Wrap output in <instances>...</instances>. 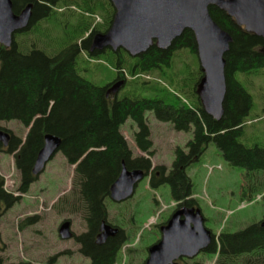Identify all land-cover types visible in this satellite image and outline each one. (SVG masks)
Instances as JSON below:
<instances>
[{
  "label": "trees",
  "instance_id": "16d2710c",
  "mask_svg": "<svg viewBox=\"0 0 264 264\" xmlns=\"http://www.w3.org/2000/svg\"><path fill=\"white\" fill-rule=\"evenodd\" d=\"M209 14L232 38L224 56L226 93L224 113L219 121L204 113L195 94L202 73L190 31H184L166 51L152 46L136 58L129 57L124 51H120L116 58L111 54L105 55L107 64L113 68L118 79L124 80L126 85L142 87L140 93L153 95L151 99L141 94L134 95L133 91L124 93L120 99L106 97L108 84L97 86L81 75L83 69L78 63H85L93 55L78 56L75 52L77 42L89 26L80 32L69 33L67 39H62L64 28L59 20H54L57 26L52 30L50 25L43 27L44 23H40L36 28L39 32H36V39L32 42L36 50L31 54L19 55L13 48L14 44L9 48L0 45V123L17 121L28 127L22 143L4 129L11 135L7 152L16 151L15 167L23 174L20 190L27 189L29 185L26 178L28 167L45 135L51 134L61 139L59 149L69 165L82 158L74 169L72 182L84 205L90 234L77 238L75 242L80 246L79 253L90 258V264H115L116 256L126 243V235L118 233L108 243L97 246L90 235L106 217L104 199L122 165L129 169H147L151 165L149 158L153 151L150 150L152 142L146 112H152L160 122L171 123L176 131L192 130V139L185 145L187 151L181 148L175 150L168 174H164V167H156L149 179L150 186L157 187L167 182L173 200L183 202L182 205L186 207H198L192 198L191 184L185 171L199 160L207 144L214 143L229 165L245 169L246 182L254 186L252 191L258 186V191H262L258 195L264 199V176L260 177L264 174V147H247L239 141L252 107V97L235 78L237 73L251 74L264 69V54L261 52L263 40L245 32L225 12L215 7L209 8ZM46 36L49 37L46 39ZM24 41L25 46H29L30 41ZM49 43L53 47L58 46L53 49L52 56L46 49H42L44 44L47 47ZM59 48H62L61 51ZM179 51H187L193 56V67L189 68L190 64L181 62L183 65L180 69L176 68V53ZM153 72H168L171 84L178 91L176 88L173 93H164L162 89L150 88L147 80L141 81L143 74ZM125 74L131 80L126 79ZM128 120L139 127L134 133V143L149 157H132L131 149L121 133V128ZM2 151L3 145L0 143V154ZM3 184L0 176V193H5ZM7 197L6 204L10 206L12 196L7 194ZM261 222L233 234H219L218 241H212L203 254L212 255L215 258L214 264H264V227L260 225ZM203 262L202 259L194 258L179 263ZM0 264L30 263H7L0 255Z\"/></svg>",
  "mask_w": 264,
  "mask_h": 264
},
{
  "label": "rangeland",
  "instance_id": "374dc122",
  "mask_svg": "<svg viewBox=\"0 0 264 264\" xmlns=\"http://www.w3.org/2000/svg\"><path fill=\"white\" fill-rule=\"evenodd\" d=\"M61 20L64 21V18ZM46 25L44 23L43 27ZM54 26L57 24L54 23ZM36 32L39 31L36 29ZM69 32L64 29L62 39ZM35 36L28 40L33 42ZM48 37L46 36V39ZM48 47L54 49L58 46L53 47L52 43H49L47 47L44 44L42 49L48 51ZM176 55L177 69L183 65L181 62L190 64L189 68L194 66L193 56L187 51H179ZM100 60L96 63L79 62V67L83 69V77L97 86H104L116 76L104 55ZM127 77L131 80L129 75ZM141 77V81L150 79L147 80L150 88L162 89L164 93H173L177 88L171 84L168 72H153ZM235 78L252 97V107L239 141L247 147H264V69L251 74L237 73ZM140 88L142 91V87L127 84L119 91L117 97L120 99L124 93L133 91L134 95L141 94L144 98H153L151 94L140 93ZM145 118L152 142L150 150L153 151L149 161L152 166L164 167V174H168L175 150L181 148L187 151L185 145L192 139V130L176 131L171 123L158 121L152 112H146ZM1 129L11 132L21 143L28 132V127L17 121L1 122ZM134 131H137L136 124L131 120L121 128L132 157H149L134 143ZM14 158V154H0L3 189L12 196L11 205L0 212L2 258L7 263L90 264V258L79 253V244L73 240H61L57 234L58 225L67 219L71 220V230L76 235L85 230L84 205L81 204L72 182L74 167L68 165L62 155L57 153L37 182L25 190H18L20 177ZM185 173L191 184L192 196L196 199L205 220L204 226L212 235L236 233L263 220L264 199H257L262 191H258L259 187L256 186L254 191L246 189L244 194L242 187L247 172L242 167L229 165L214 143L207 144L199 160L192 163ZM263 176L264 174L260 175L261 178ZM170 190L169 183L152 187L149 179L144 177L128 200L121 203H114L109 198L104 200L108 220L123 229L127 237L126 243L116 256L115 264H142L147 259L148 248L155 244L154 241L160 236L156 225L164 220L178 203L171 197ZM58 198L60 200L56 202ZM212 257L200 253L196 258L202 259L203 264H214L215 258Z\"/></svg>",
  "mask_w": 264,
  "mask_h": 264
},
{
  "label": "water",
  "instance_id": "95a60500",
  "mask_svg": "<svg viewBox=\"0 0 264 264\" xmlns=\"http://www.w3.org/2000/svg\"><path fill=\"white\" fill-rule=\"evenodd\" d=\"M115 15L105 33L96 34L90 51L111 48L122 49L131 58L139 57L155 46L166 51L184 31L193 34L196 57L202 77L195 88L204 113L219 121L224 113L226 93L225 54L232 42L231 36L211 18L209 8L225 12L245 32L263 40L264 54V0H109ZM30 6L16 16L11 0H0V45L9 48L13 34L28 25ZM123 82H117L108 91L116 94ZM10 135L0 130V143L7 146ZM61 139L47 134L32 168L39 176L46 164L59 150ZM144 178L142 170L122 167L110 187V200L121 203L131 198L138 183ZM205 220L198 208L182 206L159 230L160 239L148 248L144 264H179L178 260H192L205 252L212 242V234L204 226ZM264 227V219L260 224ZM71 223L64 221L59 229L61 240L72 237ZM97 238L99 244L113 237L118 230L102 225Z\"/></svg>",
  "mask_w": 264,
  "mask_h": 264
},
{
  "label": "flooded vegetation",
  "instance_id": "af4514ba",
  "mask_svg": "<svg viewBox=\"0 0 264 264\" xmlns=\"http://www.w3.org/2000/svg\"><path fill=\"white\" fill-rule=\"evenodd\" d=\"M11 2H12V12L16 16L21 15L25 11V8L27 6H30V18L28 21V25L25 28L19 29L18 31H16L12 36L13 37L12 44H14L13 48H14L16 53L18 52L19 55L31 54L34 50H36L34 43H32L30 41L29 46H25L26 43L24 40H26V39L31 40V38L36 35V28L38 27L37 25H39L40 23L49 24L50 28H53L54 20H56L57 22H58V20H60L59 24L61 25V27H63L64 29H68L70 31L69 33L80 32L83 28H85V26H89L83 32L79 42H77V47H76V52H75L78 56L80 54H82V55H84V54L93 55V57H91L90 59H88L86 61L88 63H96V62L101 61L100 57L102 55L105 56V55L111 54L112 57L116 58L117 54L120 51H123L122 49L112 50L111 48H105L103 50L90 51L91 46H92V40H93L94 36L96 34L105 33L109 29L111 22L113 20V17L115 15V9L109 0H11ZM61 18L62 19L64 18V21L61 20ZM67 37H68V34L66 35L65 38H67ZM48 49L49 50L47 52L51 53V56H52L53 48L48 47ZM59 49L61 51L62 48H59ZM120 81L123 82V85L120 88V90H121V89H124V87L126 85L124 80H120V79H118V77H115L114 80L107 83L109 86H108V88H106V92H105L106 97L115 98V99L118 98L117 96H118V93L120 90L116 94L109 92L108 90L114 84H116L117 82H120ZM136 128L138 131L139 127L137 125H136ZM10 138H11V135H10ZM43 145H44V137H43L42 145H41L40 149L36 152V154L34 155L33 161L30 163V165L28 167V171L26 174V176H27L26 178L28 179V182H29L28 187L32 186V184L37 182L38 177L45 170L44 169L39 176H34V175H32V172H31L33 165L36 161L37 155H38L39 151L41 150V148L43 147ZM7 146H3V151L1 153L14 154V156H15L16 151L13 153H8L7 152V149H8ZM57 153H60L62 155V157L65 159L66 163L69 165L67 158L64 156V154L62 153V151L60 149L57 151ZM55 155L53 156V158L55 157ZM53 158L49 162H51L53 160ZM81 160H82V158H80L79 161H77L75 164H73L71 166L76 168L77 164L80 163ZM49 162L46 164V166L49 164ZM122 167H123V165H122ZM156 167H158V166L150 165V167H148L147 169L146 168L129 169L126 167L125 168L129 171L142 170V172L144 173V177L150 179L152 177V173L154 172ZM17 172H18L19 177H20V183L18 186V190H20L21 189V183L23 180V174L21 173V171L20 172L17 171ZM155 174L158 175L157 172ZM253 188H254V186L253 185L250 186V182L245 181L244 185L242 187V191L245 194L246 189L252 190ZM7 194L11 195L7 192L0 193V212L5 210V208L7 207V204H6L7 203L6 200L8 198ZM109 195H110V188H109V193H108V195H106L105 199H107V198L110 199ZM59 200L60 199L58 198L56 202H58ZM182 203L183 202H178L174 206V209L172 210V212H170L164 220H162L159 224L156 225V228L160 230V228L162 226L166 225V223L169 220V218L171 217V215L178 208L185 206V205H182ZM188 208H193V207H188ZM83 215H84V220H85V230L78 235L73 233L71 230V226H72L71 220L70 219L63 220V222L69 221L71 223L70 231H71L72 237H71V239L66 240V241H70V240L76 241L77 238H79L83 235L90 234V228H89L88 222L86 221L85 213ZM62 223H60V225ZM103 224L108 225L111 228L117 229L118 232L115 236L108 237L103 241V243L99 244L97 241V238L100 234L103 233V231L101 230V227ZM60 225H58V227H57V234H58V229H59ZM118 233H122L123 235H126L125 231L123 229L112 224L111 221L108 220V214L106 213L105 219L103 221L99 222V226L93 230L90 237L92 239L94 238L95 245L102 246V245L108 243V241H110L112 238L116 237L118 235ZM229 234H233V233H229ZM218 236H219V234L217 236L212 235V241L217 242ZM159 239H160V237H159ZM185 261L188 262L187 259H180L179 262L182 263Z\"/></svg>",
  "mask_w": 264,
  "mask_h": 264
},
{
  "label": "bare ground",
  "instance_id": "6f19581e",
  "mask_svg": "<svg viewBox=\"0 0 264 264\" xmlns=\"http://www.w3.org/2000/svg\"><path fill=\"white\" fill-rule=\"evenodd\" d=\"M3 131V130H2ZM5 132V131H4Z\"/></svg>",
  "mask_w": 264,
  "mask_h": 264
}]
</instances>
